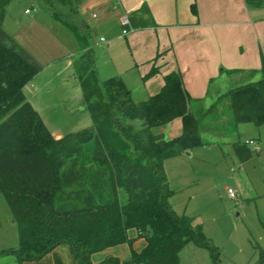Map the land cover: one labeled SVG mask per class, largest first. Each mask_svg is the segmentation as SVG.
Masks as SVG:
<instances>
[{"label": "trees", "instance_id": "trees-1", "mask_svg": "<svg viewBox=\"0 0 264 264\" xmlns=\"http://www.w3.org/2000/svg\"><path fill=\"white\" fill-rule=\"evenodd\" d=\"M11 1L0 0V193L18 224L19 245L0 255L12 253L23 264L67 243L78 264H184L181 253L193 243L209 250L213 264H221L220 248L203 224L171 205L165 161L208 144L203 132L264 125V64L258 80L231 86L208 107L203 98L189 95L179 70L165 75L159 92L136 101L120 76H99L89 45L92 32L80 30L73 13L64 15L86 48L74 68L92 124L55 139L25 94L42 66L4 28ZM42 1L59 16L58 5L71 6L74 0ZM245 2L264 8V0ZM129 20L135 28L156 26L147 5ZM157 72L153 67L144 78ZM177 118L182 132L165 137L160 129ZM233 146L241 162L256 152L245 141ZM130 229L145 240L140 250L132 248L126 260L107 255L93 262L96 252L132 246ZM263 262L260 248L253 264Z\"/></svg>", "mask_w": 264, "mask_h": 264}, {"label": "crops", "instance_id": "crops-1", "mask_svg": "<svg viewBox=\"0 0 264 264\" xmlns=\"http://www.w3.org/2000/svg\"><path fill=\"white\" fill-rule=\"evenodd\" d=\"M36 1L66 28L67 40L60 42L46 26L21 18L14 0L8 4L4 27L42 66L25 87V94L55 139L92 124L74 68L75 60L86 48L66 24L64 15L73 13L80 30L92 32L89 45L97 55L99 76H120L136 101L159 92L165 75L176 70L182 73L189 95L203 98L207 107L215 102V98H209L212 85L215 84L218 99L231 86L261 77L264 8L248 6L245 0H74L72 7L58 5L62 14L59 16L46 1L32 0ZM143 5L149 8L156 26L124 27L122 19ZM28 9H24L25 16L32 13L26 12ZM139 13L147 18L142 11ZM153 67L158 72L144 78ZM253 69L257 70L254 75L250 73ZM165 128L168 138L180 134L181 118ZM129 236L135 238L132 246L123 243L96 252L93 262L98 263L107 255L126 260L132 248L140 250L145 245L135 229L129 230ZM0 264L19 262L16 255L5 253L0 255ZM23 264L78 262L72 247L64 243L43 258Z\"/></svg>", "mask_w": 264, "mask_h": 264}, {"label": "rangeland", "instance_id": "rangeland-1", "mask_svg": "<svg viewBox=\"0 0 264 264\" xmlns=\"http://www.w3.org/2000/svg\"><path fill=\"white\" fill-rule=\"evenodd\" d=\"M14 1L21 18L46 26L60 42L67 40L66 28L44 6L32 0ZM27 7L32 13L25 16ZM10 19L8 16L7 21ZM214 89L215 84L211 86L209 98L216 101ZM165 127L160 129L164 135ZM202 135L208 144L197 145L190 154L165 161L173 190L170 203L178 213L203 224L206 235L220 248L221 264H253L260 259V248L264 249V125L242 123L235 131L226 129ZM250 139L256 142L251 146L256 152L241 162L233 144ZM229 187L236 189L235 198L228 194ZM18 245V224L5 195L0 193V250ZM181 255L184 264H213L209 250L193 243Z\"/></svg>", "mask_w": 264, "mask_h": 264}, {"label": "built area", "instance_id": "built-area-1", "mask_svg": "<svg viewBox=\"0 0 264 264\" xmlns=\"http://www.w3.org/2000/svg\"><path fill=\"white\" fill-rule=\"evenodd\" d=\"M30 10L28 9L26 12H29ZM122 24L124 25V27H126L127 25L130 24V21H129V18L127 16H125L123 19H122ZM128 32L127 28H125L123 30V33L126 34ZM245 142L247 144H249L250 146L252 145H255L256 142L253 140V139H250V140H245ZM227 191H228V194L230 195V197L232 198H235L237 196V191L236 189L232 188V187H229L227 188Z\"/></svg>", "mask_w": 264, "mask_h": 264}, {"label": "water", "instance_id": "water-1", "mask_svg": "<svg viewBox=\"0 0 264 264\" xmlns=\"http://www.w3.org/2000/svg\"><path fill=\"white\" fill-rule=\"evenodd\" d=\"M186 154H190V151H188Z\"/></svg>", "mask_w": 264, "mask_h": 264}]
</instances>
